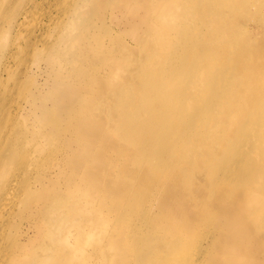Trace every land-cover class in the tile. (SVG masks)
I'll list each match as a JSON object with an SVG mask.
<instances>
[{
    "label": "bare ground",
    "instance_id": "bare-ground-1",
    "mask_svg": "<svg viewBox=\"0 0 264 264\" xmlns=\"http://www.w3.org/2000/svg\"><path fill=\"white\" fill-rule=\"evenodd\" d=\"M133 1L147 9L137 13L131 0H53L46 20L47 0H0V264H85L80 237L90 228L112 259L129 242L145 252L139 264H188L208 224L217 233L204 264H246L245 256L264 264L262 235H244L264 197L257 162L229 169L238 150L228 152L222 137L227 114L213 110L229 96L193 93L205 75L197 65L229 51L226 1ZM174 7L189 10L161 28L176 38L138 57L152 44L129 45L128 20L155 35L153 14ZM116 55L136 70L118 72ZM240 64L234 59L228 75ZM127 208L140 224L127 220ZM152 244L166 249L151 252Z\"/></svg>",
    "mask_w": 264,
    "mask_h": 264
},
{
    "label": "rangeland",
    "instance_id": "rangeland-1",
    "mask_svg": "<svg viewBox=\"0 0 264 264\" xmlns=\"http://www.w3.org/2000/svg\"><path fill=\"white\" fill-rule=\"evenodd\" d=\"M178 1L153 0L158 8L160 5L167 6L172 4L175 6ZM225 1V12L232 16L231 21L225 25V34H223L225 38L232 39V42L228 45L229 51L224 56L223 61L216 62L214 61L216 60L214 57L212 60H206L205 66L201 64L197 65V73L200 74L202 71L205 75L204 79H198L195 82L193 93L197 95L199 94V90L204 88L205 94L208 95H210L209 91L212 93L220 91L228 94L229 98L227 101L220 100L213 107V110L216 112L224 111L227 114V124H225V129H222V137L224 135L226 139L224 143L228 146V152L233 145H236L238 150L239 155L234 160L228 162L229 169L237 168L238 170H242L245 163L255 161L257 162V168L254 169L253 178L258 179L257 183L264 184V95H258L257 91L258 86L264 87V0H239L236 4L229 3L227 0ZM131 2L137 6V13H142L147 9L144 2L135 3L133 0ZM55 13L56 9L53 6V0H47L45 9L46 20L52 19ZM158 13L161 15L153 14L152 16L157 24L156 29L158 33L155 35H148L149 31H146L144 28L141 31L136 26L135 19H129L127 23V42L129 45H133L135 40L142 41L145 46L148 43L152 44L151 49L138 56L143 60L151 58L153 51L161 47L164 40H174L176 38V36L164 34L161 28L166 23L180 22L186 17L189 10L187 8L174 7L172 13L170 11L162 13L159 10ZM197 28L206 29L200 22L197 23ZM233 47L234 49H232ZM234 59H238V63L241 64L239 69L230 71L228 75L227 71L233 64ZM121 61L123 60L116 55L111 62L114 63L113 67L118 72L126 65L127 70H129L130 66ZM168 61L169 58L162 61V63L166 64ZM253 69L261 73V76L257 77L258 82H256L255 78L251 77ZM135 70L130 69L131 72ZM209 72H211V76L208 75ZM217 72L221 73L220 77L216 76ZM88 87L91 86H86L85 89ZM227 178L233 179L234 177L229 173ZM155 207L156 209H161L158 206ZM245 212L244 210L243 214H240L247 219L248 215H245ZM138 215V211H130L127 208V220L140 224ZM151 216L155 219L159 218V216ZM252 217L254 219L248 216V218L253 219L252 221L247 219L251 224V230L245 231L244 235L251 236L253 240H256L258 234L262 235L263 248L256 251V255L258 259H262L264 262V197L259 207L252 211ZM216 233L215 227L209 224L201 228L198 239L202 244L195 247L194 252L190 255L188 264H204L202 260L210 250L206 243L212 234ZM94 234L92 228L87 231L82 229L81 231L80 248L81 252L85 254L83 261L85 264H133L134 260L136 264H139L138 255L140 253L145 254L140 247L134 249L127 242L125 244V251L127 253H124V255L116 254L115 258L112 259L110 255L104 253L105 246L98 243V238ZM164 248L165 245L163 244H152L149 251L158 252ZM133 255L134 259H132ZM147 255L150 258V253H147ZM243 260L247 262L246 264H255L251 262L252 257L250 256L243 257ZM146 264L154 263L148 262ZM155 264L157 263L155 262ZM256 264H260L258 260Z\"/></svg>",
    "mask_w": 264,
    "mask_h": 264
}]
</instances>
